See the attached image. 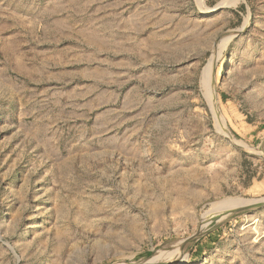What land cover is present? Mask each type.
Here are the masks:
<instances>
[{
    "label": "rangeland",
    "instance_id": "1",
    "mask_svg": "<svg viewBox=\"0 0 264 264\" xmlns=\"http://www.w3.org/2000/svg\"><path fill=\"white\" fill-rule=\"evenodd\" d=\"M262 151L264 0H0V264H264Z\"/></svg>",
    "mask_w": 264,
    "mask_h": 264
},
{
    "label": "bare ground",
    "instance_id": "2",
    "mask_svg": "<svg viewBox=\"0 0 264 264\" xmlns=\"http://www.w3.org/2000/svg\"><path fill=\"white\" fill-rule=\"evenodd\" d=\"M210 10H212V9H207L206 8V10L203 12V13H207V12H209ZM262 152H264V151H262ZM264 154V153H263ZM264 156V155H263ZM225 199V198H224ZM247 200V199H246ZM222 201V200H221ZM257 201V200H256ZM219 202V201H218ZM245 202H247V201H245L244 199H240V198H227V199H225L224 201H222V205L224 206V207H230V208H232V207H236V206H239V205H242V204H244ZM216 203V202H215ZM214 203V204H215ZM217 204V203H216ZM219 204V203H218ZM221 204V203H220ZM211 205V204H210ZM213 206V205H212ZM211 206V208H216V207H212ZM223 210V209H222ZM219 211V210H218ZM221 211V210H220ZM190 262V261H189ZM189 262L188 261H183V262H179L178 264H189Z\"/></svg>",
    "mask_w": 264,
    "mask_h": 264
}]
</instances>
